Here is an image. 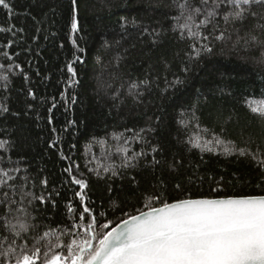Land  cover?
<instances>
[{"label": "trees", "instance_id": "1", "mask_svg": "<svg viewBox=\"0 0 264 264\" xmlns=\"http://www.w3.org/2000/svg\"><path fill=\"white\" fill-rule=\"evenodd\" d=\"M7 2L11 10L0 6V140L8 143L0 149V167L26 169L19 175L35 182L33 192L52 194L43 204L34 202V215L52 226H70L86 205L99 224L111 220L114 227L125 213L146 210V191L195 198L213 195L210 189L219 185L221 196L264 194V169L251 156L201 153L188 143L193 133L204 139L214 133L240 147L264 150V119L245 103L264 99L260 48L216 42L213 55L189 60L194 41L170 30V17L177 14L174 0H78L76 33L71 0ZM145 28L155 32L149 35ZM69 63L76 85L68 83ZM177 77L184 83L170 87ZM98 79L111 89L98 88ZM129 81H147L143 94H129ZM182 119L189 121L187 127ZM136 133L143 140L133 138ZM124 139L129 155L146 154L134 167H119L121 154L115 149ZM108 152L118 175L104 171ZM153 156L160 165H152ZM70 166L71 176L88 182L83 202L76 196L80 187L65 171ZM44 179L47 186L40 183ZM177 184L183 191L175 189Z\"/></svg>", "mask_w": 264, "mask_h": 264}, {"label": "snow or ice", "instance_id": "2", "mask_svg": "<svg viewBox=\"0 0 264 264\" xmlns=\"http://www.w3.org/2000/svg\"><path fill=\"white\" fill-rule=\"evenodd\" d=\"M0 6L11 10L7 0H0ZM71 6V31L76 33L80 28L78 0H71ZM174 7L177 14L170 17L174 22L170 30L180 39L194 41L189 60L193 55L197 58L213 55L216 42L230 43L233 49L241 45L245 50L258 47L264 55V0H174ZM144 32L149 33V30L145 28ZM182 70L188 72L189 68L184 66ZM67 71L71 73L68 83L76 85L78 81L74 79L76 70L72 63L67 65ZM183 83L177 77L169 86L175 88ZM111 87L98 79V88L107 92ZM145 87L147 81H129L127 91L140 96ZM118 96L119 90L113 93V98ZM72 99L74 102L75 97ZM245 103L252 113L264 119V99L249 98ZM2 110L8 111L7 108ZM192 118L196 119L194 112ZM179 123L187 127L189 121L182 119ZM143 132L145 129L140 130ZM140 133L133 138L143 140ZM211 135V139H204L199 132L193 133L188 143L201 153L219 150L226 156H251L264 169V150L261 148L240 147L233 140ZM122 137L123 134H119L114 139L119 141ZM7 143L0 140V149ZM248 143H252L251 139ZM127 144L128 140L124 139L115 149L121 154L120 168L134 167L137 158L146 155L143 152L129 155ZM157 151L154 146L152 152ZM105 159L110 162L104 165V171L112 170L113 175H118L111 152ZM151 163L156 166L161 161L153 156ZM22 171L26 172V169L0 167V264H264V194L221 196L219 185L210 189L213 195L195 198L190 193L183 198H166L162 192L146 191L142 194L146 210L125 213L114 227H110L111 220L99 224L92 209L86 205L78 220L70 226H52L45 222L47 218L34 215L30 210L34 209L35 201L43 204L52 194L45 196L33 192L35 182L28 175H19ZM65 171L71 176V166ZM131 179L135 181V177ZM71 180L80 187L76 196L83 202L87 180L75 176H71ZM40 183L47 186L48 181L44 179ZM175 189L183 191L180 184L175 185ZM68 211L72 212L71 203ZM85 214L88 215L87 222Z\"/></svg>", "mask_w": 264, "mask_h": 264}]
</instances>
